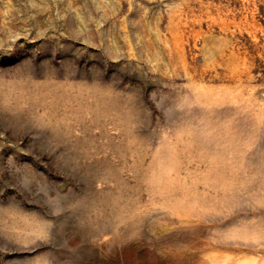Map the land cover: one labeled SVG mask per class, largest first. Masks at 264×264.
Masks as SVG:
<instances>
[{"label":"rangeland","instance_id":"1","mask_svg":"<svg viewBox=\"0 0 264 264\" xmlns=\"http://www.w3.org/2000/svg\"><path fill=\"white\" fill-rule=\"evenodd\" d=\"M0 264H264V0H0Z\"/></svg>","mask_w":264,"mask_h":264}]
</instances>
